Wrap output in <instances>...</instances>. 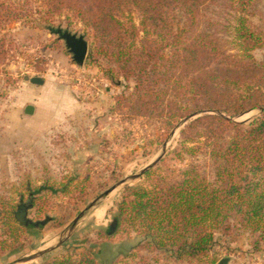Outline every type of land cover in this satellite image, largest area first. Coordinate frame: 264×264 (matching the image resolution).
I'll use <instances>...</instances> for the list:
<instances>
[{
  "label": "trees",
  "instance_id": "16d2710c",
  "mask_svg": "<svg viewBox=\"0 0 264 264\" xmlns=\"http://www.w3.org/2000/svg\"><path fill=\"white\" fill-rule=\"evenodd\" d=\"M257 1L0 0V32L12 18L50 34L69 32L59 19L72 14L86 30L84 62L111 83H126L111 112L142 121L157 138L165 134L161 142L187 120L176 146L140 176L143 183L123 188L115 226L98 229L105 240L131 231L136 246L114 251L105 241L96 255L86 249L43 264H118L135 247L170 264H217L216 236L264 239V18ZM5 56L0 36V61ZM260 109L248 125L234 121ZM42 188L16 205L0 200L1 235L28 227L14 213L23 204L35 209Z\"/></svg>",
  "mask_w": 264,
  "mask_h": 264
},
{
  "label": "rangeland",
  "instance_id": "374dc122",
  "mask_svg": "<svg viewBox=\"0 0 264 264\" xmlns=\"http://www.w3.org/2000/svg\"><path fill=\"white\" fill-rule=\"evenodd\" d=\"M31 1V5L40 4L39 0ZM257 3V13L264 18V0ZM4 15L5 11L0 12L1 18ZM64 17L59 19L61 29L70 23L69 32L87 40L86 30L72 14ZM24 21L12 18L0 32L6 49L0 61V200L16 205L26 201L28 193L44 187L36 194V207L28 210L27 218L32 225L45 218L50 221L40 229L28 226L6 235L0 232V240H6L0 248V264L41 251L37 248L48 243L61 247L30 264L86 249L96 255L105 241L114 251L134 247L140 239L135 233L120 232L105 240L99 237L98 229L113 220L123 188L143 183L141 177L120 184L89 209L71 231L68 227L100 195L152 163L164 144L166 156L176 146L181 126L161 142L165 134L157 138L158 132L142 121H127L111 112L114 97L125 91L126 83L121 79L120 85L111 83L86 61L77 65L57 34L28 27ZM254 55L259 59L262 54L256 51ZM25 77H40L44 83L35 86ZM27 105L37 109L39 116L34 122L23 114ZM258 114L259 110H252L234 121L248 125ZM100 207L106 209L101 221ZM216 239L220 242L211 258L217 263L227 258L226 264H264V239L257 235L239 232ZM133 252L132 256L129 252L130 256L120 255L116 262L170 264L161 255L151 260V254L137 247Z\"/></svg>",
  "mask_w": 264,
  "mask_h": 264
},
{
  "label": "water",
  "instance_id": "95a60500",
  "mask_svg": "<svg viewBox=\"0 0 264 264\" xmlns=\"http://www.w3.org/2000/svg\"><path fill=\"white\" fill-rule=\"evenodd\" d=\"M56 34L58 35L59 38H61L64 41L65 46L68 48V50L72 54L73 61L77 65H81L84 62L86 54H87L88 45H87L86 40L82 36H77L75 34H72L68 31H63V30H57ZM24 79L26 81H28L29 83H31L33 85H38V86L42 85L44 82L43 79L40 77H31V78L25 77ZM261 110L262 109H260L259 111H261ZM33 111H34L33 106L27 105V106H25L23 112L25 115L31 116L33 114ZM186 121H187L186 119L184 121H182L181 124L177 128H179L181 125H183ZM165 149H166V144H164L162 146L161 154L152 163H150L148 166L143 168L138 173H136V174L128 177L127 179L117 183L115 186L108 189L106 192H104L102 195H100L97 199H95L92 203H90L82 212L79 213V215L77 217L74 218V220L69 225L68 230L71 231L75 227V225L78 223V221L84 217V215L87 213V211L89 209H91L95 205H97L99 203V201L105 199L107 197V195H109V193L112 190H114L116 187H118L120 184L134 180V179L142 176L146 170H148L153 164L157 163L162 158V156L165 152ZM28 209H30V206L23 204V205H20L17 208V210L15 211V213H14L15 219L19 222L20 225H23V226L29 225L30 221L27 218ZM49 221H50V218H45L43 221L34 224L33 227L40 229L43 225H45ZM110 226H111V228H113L115 226V220H113L110 223ZM53 249H54V247L46 248V249H43L41 251H37L36 253L22 256V257L16 259L14 261V263H12V264L22 263V262H26V261L36 259V258L42 256L43 254L48 253L49 251H51ZM227 260H228L227 258L222 259L217 264H226Z\"/></svg>",
  "mask_w": 264,
  "mask_h": 264
},
{
  "label": "crops",
  "instance_id": "0c3cea01",
  "mask_svg": "<svg viewBox=\"0 0 264 264\" xmlns=\"http://www.w3.org/2000/svg\"><path fill=\"white\" fill-rule=\"evenodd\" d=\"M44 83V82H43ZM43 85V84H42ZM35 86H38V85H35ZM39 86H41V85H39ZM25 108V107H24ZM24 108H23V111H24ZM34 108V111H33V114L31 115V116H27V115H25L24 114V112H23V114L26 116V118H28V120L30 121H32V122H34V121H36L37 120V118H38V116H39V114H38V112H37V109L35 108V107H33ZM99 209H101V211H102V216H101V218H100V220L99 221H101L103 218H104V215H105V213H106V209L105 208H103V207H100ZM99 209H97V210H99ZM96 212V211H95ZM95 218H96V215H95ZM97 220V219H96ZM56 240V239H55ZM53 242H55V241H52V243ZM49 244V243H48ZM48 244H46V245H44V247H43V249H46V248H51V247H54V249L53 250H51V251H49L48 253H46V254H43L42 256H40V257H38V258H45V257H48L54 250H57V249H59L61 246H59L58 244L57 245H55L56 243H53L52 245H48ZM43 249H40V248H37V250H43ZM70 252V251H69ZM37 259V258H36ZM36 259H33V260H30V261H26V262H22V263H16V264H30L31 262H34ZM16 260V259H15ZM15 260H12L11 262H9V264H12V263H14V261Z\"/></svg>",
  "mask_w": 264,
  "mask_h": 264
},
{
  "label": "flooded vegetation",
  "instance_id": "af4514ba",
  "mask_svg": "<svg viewBox=\"0 0 264 264\" xmlns=\"http://www.w3.org/2000/svg\"><path fill=\"white\" fill-rule=\"evenodd\" d=\"M28 226H31V227H33L32 223H29V225H28Z\"/></svg>",
  "mask_w": 264,
  "mask_h": 264
}]
</instances>
